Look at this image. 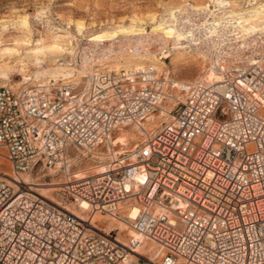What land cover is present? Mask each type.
Masks as SVG:
<instances>
[{"label":"built area","instance_id":"2783aa9c","mask_svg":"<svg viewBox=\"0 0 264 264\" xmlns=\"http://www.w3.org/2000/svg\"><path fill=\"white\" fill-rule=\"evenodd\" d=\"M212 9L185 3L175 18L220 78L182 84L162 125L101 173L66 171L75 152H96L163 102L162 72L107 64L0 85V158L15 173L62 169L59 200L86 203L81 219L0 173V264H264V32L210 30ZM121 205L136 206L125 218L138 239L90 223L118 218ZM138 241L152 248L138 253Z\"/></svg>","mask_w":264,"mask_h":264},{"label":"rangeland","instance_id":"374dc122","mask_svg":"<svg viewBox=\"0 0 264 264\" xmlns=\"http://www.w3.org/2000/svg\"><path fill=\"white\" fill-rule=\"evenodd\" d=\"M225 1L228 5L220 10L225 8L222 12L231 25L237 18L241 24L254 23L264 18V8L257 14L251 11L258 4H264V0ZM185 3L193 8L207 4L208 8L212 5L215 8L221 6L217 0H0V85L16 87L26 81L62 77L81 79L79 77L86 75H83L86 68L81 65L80 69L78 65L83 48H89L87 35L130 26L140 28V34L119 36L113 41L118 46H97L99 50L103 49L107 59L98 61L94 57L97 61H94L91 69L96 65L107 64L123 68L150 65L156 72L163 74L166 96L150 114L151 118L149 116L140 123L118 128L110 144L99 147L96 152L84 156L73 155L68 167L70 178L75 179L76 173H85L87 176L96 174L101 168L105 169L109 160L124 158L126 161L131 152L168 118L169 109L183 96L181 85L199 78L201 72L206 75L205 60L198 54L186 47L170 51L175 40L170 39L168 46L165 40L159 42L160 34L153 31L155 25L169 22V10L180 9ZM238 30L241 33H253L241 28ZM55 44L59 46L58 49L52 47ZM90 50L88 52L91 54L96 52L94 48ZM209 77L208 74L206 78ZM260 112L264 116V108ZM0 173L13 180L20 178L27 186L31 185L33 192L60 202L75 214L85 216V210L75 203L59 200L57 184L64 180L62 169L42 166L15 173L9 162L0 158ZM95 215V226L107 231L113 225L106 216L98 213ZM119 225L122 230L120 233L119 228L115 231L118 238L125 242L129 237L127 227L123 223ZM150 249V244L141 243L137 247L139 253Z\"/></svg>","mask_w":264,"mask_h":264},{"label":"bare ground","instance_id":"6f19581e","mask_svg":"<svg viewBox=\"0 0 264 264\" xmlns=\"http://www.w3.org/2000/svg\"><path fill=\"white\" fill-rule=\"evenodd\" d=\"M217 3L221 4V6H219V7L217 6L216 8L213 5L211 6V7H213V9L211 10L210 13H213L215 11V13L212 14V16H215V18L213 20H216V22H214V24H213L212 23L213 21L211 20L210 26L208 27L209 29L211 27H213L214 25H216V27L220 26L222 28H226V31H228L231 35H234V37H236L237 39H244L245 36L252 35V34L256 33L255 31H257L259 29H262L264 27V18L261 19V20H258L257 22H254V23L245 22L244 24H241L242 22L239 21L238 18H237V19L234 20L235 23L233 25H231L232 23H230V20H228V18L225 17L224 13L222 12L223 9H225V8L220 10V8L225 7V6L228 5L227 1H225V0H217ZM191 8H193V7H191ZM200 8H204V6H202V7H194V9H200ZM262 8H264V4H258L251 11L253 13L257 14V13H259L261 11ZM179 10L180 9L169 10V22L164 21V22H161V23L155 25L153 27V31H155L158 34H160L161 39L159 40V42H161L162 40H165L166 41L165 43L168 46H170V42H168L170 39H174L175 40V42H173V44H175V45H171L170 46V51L173 50V49H181L183 47H186L187 49H190L192 51L194 50L195 54H198L199 57H201L204 60L205 55L203 53L201 54V53L198 52V48L195 46L197 44L194 41V39L192 38L193 34L191 35V33H190L191 37H187V34L185 32H189V30L188 31H185V30L181 31V27L179 28L177 26L175 13L178 12ZM251 11H249V12H251ZM248 13L246 14L247 16H249ZM246 26H248V27H246ZM238 28H241L242 30H250V31H253V33H241L238 30ZM176 32L178 34H174ZM257 32H264V29H262L260 31H257ZM137 34H140V28L138 29V28H135L133 26H130L129 28L119 27V28H116V29H113V30L98 31V32H95V33L88 34L87 37H86V40H87V42H89L88 43L89 44V48H85V50L83 48L82 53L80 54L81 55L80 56V64L78 65L79 67L81 65H84L83 67L86 68V69H84L85 72L83 73V75L88 74L90 72L94 61H97V60L100 61V60H102L104 58L107 59L106 58L107 55L104 53L103 49L99 50L100 47H97V46L108 47L111 44L114 45L113 41L116 38H118L119 36H132V35H137ZM141 41L142 40H140L139 42L141 43ZM92 45H95V46H92ZM114 46H118V44H116ZM52 47L55 48V49L59 48V46L56 45V44L52 45ZM92 48H94V50L96 51L94 54H91V53L88 52ZM97 55H99V56H97ZM94 57H97L96 58L97 60H95ZM114 67H116V66H114ZM80 69H81V67H80ZM208 74L212 78V80L214 79V81H216V80H218L220 78L219 75H218L219 74L218 72H212V70H210V69L206 70V76H208ZM63 78H70V77H62V78H59V79H63ZM55 80H58V79H55ZM26 82H24V83H26ZM150 114L148 115V117L150 116ZM167 115H169V113ZM149 118H151V116ZM141 129H144V128L141 127ZM107 144H110V142H108ZM76 154L77 153L75 152L74 155H76ZM102 171H104V169L101 168V170H99L96 174L101 173ZM67 173H69L68 170L66 171V174ZM3 175H5V174H3ZM17 175H19V174H17ZM85 177H87V175L85 173H76L74 175L75 179H73V180H78V179H82V178H85ZM13 179L14 178H12V180ZM13 181H19L21 183H24L26 185V187H28L30 190H32L31 189L32 188L31 185L28 184L29 186H27V183L23 182L20 178L15 179ZM50 185H52V184H50ZM32 192H33V190H32ZM34 193H36V192H34ZM75 204L77 206H79V208H81L83 210L86 209V203L84 201H82V200H78L77 202H75ZM64 209H66V208H64ZM66 210L69 211L68 209H66ZM69 212H71V211H69ZM71 213L76 215L77 217H79L81 219H84V217H85V216H81V215L75 214L74 212H71ZM135 213H136V206L131 205V206L127 207V206L121 205V211L119 213L120 215L118 216V218L113 217V216L104 215L103 217L106 216L108 221L113 223V225H111L110 228L107 229V231L108 230H115V229L119 228V233H120V231L122 230V227L119 224L123 223L125 225V227H127L126 226V220L127 219L125 217L131 218V217H133L135 215ZM95 216L96 215L94 213V214H91L90 217H89V221L93 225H94V221H95V219H94ZM96 227L100 228L99 226H96ZM102 230L106 232V230H104V229H102ZM126 230H127V234H128L129 237H133V238H137V239L139 238V235L136 232H134L131 229H129L128 227L126 228ZM118 236L119 235L117 234V236H116L117 239L119 240V242H122L118 238ZM141 242L142 241H138L137 242L136 251H137V247L141 244ZM138 253H139V251H138Z\"/></svg>","mask_w":264,"mask_h":264}]
</instances>
